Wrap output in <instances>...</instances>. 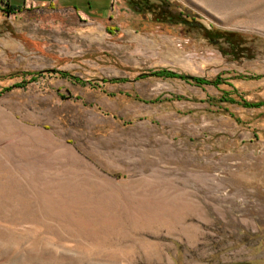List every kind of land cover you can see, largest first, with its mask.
I'll use <instances>...</instances> for the list:
<instances>
[{"label":"rangeland","instance_id":"obj_1","mask_svg":"<svg viewBox=\"0 0 264 264\" xmlns=\"http://www.w3.org/2000/svg\"><path fill=\"white\" fill-rule=\"evenodd\" d=\"M0 264H264V0H0Z\"/></svg>","mask_w":264,"mask_h":264},{"label":"trees","instance_id":"obj_2","mask_svg":"<svg viewBox=\"0 0 264 264\" xmlns=\"http://www.w3.org/2000/svg\"><path fill=\"white\" fill-rule=\"evenodd\" d=\"M38 75H41V73H38V74H35V76H38ZM61 75H63V76H70V74L68 73V72H61ZM154 75H156V76H161V77H165V78H176V77H178V78H182V76L181 75H178V74H176V73H174V72H169V71H159L158 73H154ZM75 78V77H74ZM75 80H79L78 78H75ZM196 80V82L197 83H199V84H207L208 82L207 81H205V80H203V79H195ZM219 81H220V79H218L217 81H215L213 84H219ZM117 81H115V83H116ZM22 84L23 83H21V84H18L16 87H21L22 86ZM226 101H228V100H226ZM247 105H250V104H247ZM253 106V105H252ZM260 106H263V104L262 105H260Z\"/></svg>","mask_w":264,"mask_h":264},{"label":"water","instance_id":"obj_3","mask_svg":"<svg viewBox=\"0 0 264 264\" xmlns=\"http://www.w3.org/2000/svg\"><path fill=\"white\" fill-rule=\"evenodd\" d=\"M56 72V70H51V73H55Z\"/></svg>","mask_w":264,"mask_h":264},{"label":"flooded vegetation","instance_id":"obj_4","mask_svg":"<svg viewBox=\"0 0 264 264\" xmlns=\"http://www.w3.org/2000/svg\"><path fill=\"white\" fill-rule=\"evenodd\" d=\"M218 79H221V78H218Z\"/></svg>","mask_w":264,"mask_h":264}]
</instances>
